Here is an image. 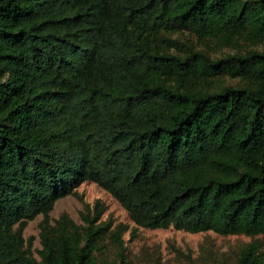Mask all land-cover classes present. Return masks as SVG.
Here are the masks:
<instances>
[{
    "label": "trees",
    "instance_id": "obj_1",
    "mask_svg": "<svg viewBox=\"0 0 264 264\" xmlns=\"http://www.w3.org/2000/svg\"><path fill=\"white\" fill-rule=\"evenodd\" d=\"M84 183L264 264V0H0V264H131L100 201L51 218Z\"/></svg>",
    "mask_w": 264,
    "mask_h": 264
},
{
    "label": "rangeland",
    "instance_id": "obj_2",
    "mask_svg": "<svg viewBox=\"0 0 264 264\" xmlns=\"http://www.w3.org/2000/svg\"><path fill=\"white\" fill-rule=\"evenodd\" d=\"M184 38L196 42L185 33ZM227 53L226 50H224ZM228 81V80H226ZM236 85V81H228ZM81 200L92 209L96 201L104 206L101 220H110L114 225L128 227L124 235L126 252L131 264H237L240 251L251 242L243 235L220 236L213 232L191 234L173 228L149 230L136 227L128 218L125 210L105 191L93 183H84L77 188L75 195L67 196L56 202L51 218L56 220L62 213L81 224L83 210ZM38 216L28 223L23 232L26 240L32 241V254L36 259L41 249ZM264 255V238L257 237Z\"/></svg>",
    "mask_w": 264,
    "mask_h": 264
}]
</instances>
